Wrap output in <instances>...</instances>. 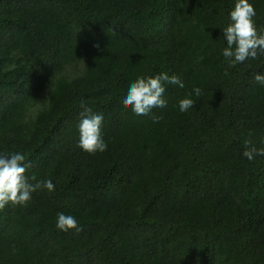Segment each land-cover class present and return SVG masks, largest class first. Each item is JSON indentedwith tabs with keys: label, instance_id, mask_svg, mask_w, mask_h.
<instances>
[{
	"label": "trees",
	"instance_id": "obj_1",
	"mask_svg": "<svg viewBox=\"0 0 264 264\" xmlns=\"http://www.w3.org/2000/svg\"><path fill=\"white\" fill-rule=\"evenodd\" d=\"M236 2L0 0V153L54 185L0 209V264H264V156H243L264 148V54L223 56ZM249 3L264 34V0ZM160 73L185 87L126 109L130 84ZM82 101L104 152L78 146Z\"/></svg>",
	"mask_w": 264,
	"mask_h": 264
},
{
	"label": "clouds",
	"instance_id": "obj_2",
	"mask_svg": "<svg viewBox=\"0 0 264 264\" xmlns=\"http://www.w3.org/2000/svg\"><path fill=\"white\" fill-rule=\"evenodd\" d=\"M229 16L230 23L222 31L228 45L222 54L228 61L229 67L243 63L247 59H257L258 55L264 54V34L257 33L253 19L256 12L249 0H237ZM96 47L98 48L99 45ZM225 74L227 75V72ZM254 80L264 86V75L256 74ZM168 84L178 85L180 88L185 87L183 81L175 75L169 76L167 73H160L154 77L141 76L130 84L122 103L135 115L147 116L155 108L166 107L167 102L163 99V94ZM193 92L197 97L201 95V89L198 87L194 88ZM188 95L191 96L192 93ZM194 105L195 101L189 98L179 102L181 112L187 111ZM81 108H83V112L80 113L81 119L78 125L80 134L78 146L88 154L106 151L107 143L101 135L102 114L93 113L83 101ZM154 119L158 120V118ZM244 145L246 150L243 152V156L249 161L253 160L254 155L264 156V148L249 147L250 140H245ZM31 167L32 164L26 160L22 153H0V209L9 203L26 205L31 199V194L38 189L44 188L49 192L54 190L50 179L37 180L35 175L31 177L26 175ZM56 227L62 232L82 230L73 216L64 213H58Z\"/></svg>",
	"mask_w": 264,
	"mask_h": 264
}]
</instances>
